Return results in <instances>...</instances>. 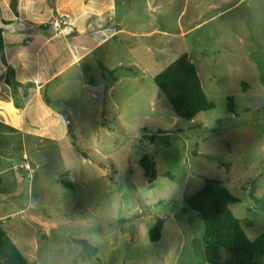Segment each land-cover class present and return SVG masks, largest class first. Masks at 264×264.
I'll return each mask as SVG.
<instances>
[{"label":"rangeland","instance_id":"374dc122","mask_svg":"<svg viewBox=\"0 0 264 264\" xmlns=\"http://www.w3.org/2000/svg\"><path fill=\"white\" fill-rule=\"evenodd\" d=\"M115 16L120 31L51 86L68 100L56 105L69 112L68 135L29 124L18 150V133L0 128L17 170L15 192L0 194V227L34 264H206L203 222L185 203L203 178L238 200L229 210L248 239L264 232L255 201L264 198V0L118 1ZM182 54L214 105L191 120L176 117L153 82ZM22 155L34 170L27 178ZM143 156L154 163L150 184ZM75 240L96 255L81 260Z\"/></svg>","mask_w":264,"mask_h":264},{"label":"crops","instance_id":"0c3cea01","mask_svg":"<svg viewBox=\"0 0 264 264\" xmlns=\"http://www.w3.org/2000/svg\"><path fill=\"white\" fill-rule=\"evenodd\" d=\"M118 1L124 5L128 0H0L3 37L0 51V124L18 133V150L23 148L21 135L29 124L38 125L41 131L57 128L51 134L56 137L51 138L60 140L68 135L63 119L69 118V112L56 106L59 100H68L56 99L51 86L68 69L77 67L120 31L116 29L120 22L115 16ZM60 17L65 18L70 27L58 33L52 21ZM67 30L71 32L66 33ZM75 74L79 76L80 73L76 71ZM5 78L8 83L4 82ZM72 84L78 90L94 89L77 80ZM112 89L113 85L107 87V94ZM98 92H102L101 87ZM5 137L2 132L0 194L11 195L17 187L16 169L14 160L9 158L11 155L2 149ZM18 175L23 178L20 173ZM12 185L15 186L10 188Z\"/></svg>","mask_w":264,"mask_h":264},{"label":"trees","instance_id":"16d2710c","mask_svg":"<svg viewBox=\"0 0 264 264\" xmlns=\"http://www.w3.org/2000/svg\"><path fill=\"white\" fill-rule=\"evenodd\" d=\"M2 48L3 37L0 30V51ZM4 82L8 83L6 78ZM153 82L159 93L166 98L173 114L180 119L191 120L198 113L214 107L213 103L207 100L196 68L186 54L180 55L156 74ZM232 107V98L228 97L229 112L233 111ZM0 127L10 130L3 124H0ZM138 166L147 183H152L155 180L152 159L143 156L138 160ZM56 183L65 188L70 187L61 177L57 178ZM255 201L264 211V198ZM237 202L219 180L211 178H203L202 187L186 199V205L196 212L203 222L201 247L206 264H264V232L253 240L247 238L240 221L229 210V206ZM162 227L163 220L157 218L148 232L151 242L160 238ZM74 242L81 249V260H90L96 255L95 247L87 241ZM0 264H34L19 253L1 227Z\"/></svg>","mask_w":264,"mask_h":264},{"label":"built area","instance_id":"2783aa9c","mask_svg":"<svg viewBox=\"0 0 264 264\" xmlns=\"http://www.w3.org/2000/svg\"><path fill=\"white\" fill-rule=\"evenodd\" d=\"M52 26L58 33H61L63 30H65L63 28H67L68 26L70 27V24L68 23V21L65 18L60 17V18H56L55 20L52 21ZM70 32H71V30H69V31L67 30L66 33H70ZM17 168L20 171V174L24 178L30 177L34 172V170L31 169L30 165L28 164L25 156H22L21 162L19 163Z\"/></svg>","mask_w":264,"mask_h":264}]
</instances>
